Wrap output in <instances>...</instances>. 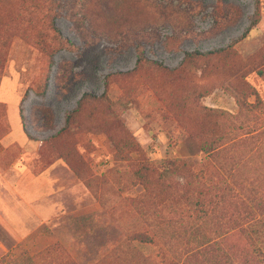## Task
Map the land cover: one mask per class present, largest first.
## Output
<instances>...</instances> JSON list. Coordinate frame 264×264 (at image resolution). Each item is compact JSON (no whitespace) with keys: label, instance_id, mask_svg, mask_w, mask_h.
Returning <instances> with one entry per match:
<instances>
[{"label":"rangeland","instance_id":"374dc122","mask_svg":"<svg viewBox=\"0 0 264 264\" xmlns=\"http://www.w3.org/2000/svg\"><path fill=\"white\" fill-rule=\"evenodd\" d=\"M96 3L55 0L54 25L69 42L60 49L45 14L29 22L17 0L0 3L2 21L16 25L0 36V218L11 227L0 224V264H264L232 203L208 197L206 214L194 213L162 202L170 195L157 184L149 199L133 177L144 158L155 176L180 159L220 196L229 185L247 202L254 180L264 193V0H98L100 14ZM85 92L110 103H87L83 127L59 136ZM211 128L229 147L217 158L200 147ZM110 136L133 137L143 154Z\"/></svg>","mask_w":264,"mask_h":264},{"label":"trees","instance_id":"16d2710c","mask_svg":"<svg viewBox=\"0 0 264 264\" xmlns=\"http://www.w3.org/2000/svg\"><path fill=\"white\" fill-rule=\"evenodd\" d=\"M3 1L5 2V0H0V3ZM17 1L20 3L21 9L25 12L26 16L28 17L27 21L34 22L35 17L40 14H45L48 17L49 25L52 31L54 32L53 39L55 40V45L58 46V49L63 48L65 45L69 44L67 39L61 35L60 31L54 25L55 14H53V7L55 5V0ZM84 5L86 6V4L83 2L81 6L84 7ZM96 7L97 13L100 14L102 10L99 8L98 0L96 3ZM234 10L235 13H237V10L235 8ZM83 11H85L89 18L93 17V10L91 6H86ZM94 12L96 13V10H94ZM122 17L127 22L138 17V14H135V12L133 11L130 14L123 15ZM14 21L15 20L13 17H11L8 21L5 22H3L0 18V36L5 30L8 31L11 28L16 29V25H13ZM111 21H113L114 26L122 24L121 19H111ZM116 31H118V29ZM131 31H133V29L128 28V32ZM94 32L96 33V31ZM38 37H40L39 43L41 44L43 51L45 53L47 52L49 55V59L52 60V45L46 44V41L43 39L42 35ZM195 55H198V53H188L186 57L187 61H189L190 57L192 58ZM137 57V65H141L144 61L142 52H139ZM157 65L162 67L161 64ZM49 67L51 68L50 65ZM113 75L118 76L119 74L115 73ZM48 81L49 75L47 73L45 74V76L42 77L41 82L37 85L35 89L37 95L44 96L47 93ZM256 98L260 105L261 100L259 99V96H256ZM96 100H105V102L110 103L109 97L106 93L102 97H98L92 92H85L81 100L79 101L77 107L67 114L65 127L60 130V132H58L57 134L60 136L61 134H64L66 132L69 133L74 131L75 129L83 127L82 111L84 110L87 103ZM118 104L122 105L123 107H126L125 103L119 102ZM239 105L242 110H250V106L246 103H240ZM0 108H2L1 104ZM41 112L43 124L49 125L51 122L49 113L44 109V107L41 109ZM21 117L23 118V116ZM206 134L210 138L203 139L202 146H200L201 149L205 151V153L215 155V158H217L221 154V152L229 148L228 146H223L225 142L220 143L219 139L216 138V136L221 134H219L215 128L209 129ZM109 139L114 143L118 150H120V147H124L128 148L130 151H136L140 156L141 154H143L140 144L131 136L127 139H123L121 143L116 142V138L112 136H110ZM74 169L77 171L78 175H82L79 169ZM203 171V169H196L195 166L190 163L188 166V164L184 160L174 159L166 162L161 172L155 176L153 173V166L151 164V161L144 158L141 160L139 168L134 171L133 177L136 181L143 185L145 189V194L149 199L152 198V196H155L153 192L157 184L163 189L168 190L170 195L167 201L162 202H169L173 205H176L175 203L178 204L179 202H187L189 203V211H192L194 213L200 211L205 213L204 209L208 205L206 204L208 197L209 203L212 201V199L215 202L219 201L225 204L226 202L232 203L234 205L233 211L235 212H233V214H236V217L233 218V223L236 225V227L238 226V231H240L242 235L249 238V240H254V242L258 243L256 244L257 253L264 257V193L262 189H260V186H263V182L260 180H254V182H251L253 183V185L250 188L246 186L248 191H250V195H246L247 199L252 203L251 205H249L248 201L239 202V200H233L231 198L233 195V188L229 185H226L223 188V196L219 195L218 189L217 194L214 193V188L217 187V185H207L204 181L205 174ZM154 177H156V179H154ZM235 178V172H232L231 180L234 182ZM83 180L87 184V180L85 178H83ZM241 191H243L242 188ZM187 192L189 194H187ZM173 193H175L176 195H173ZM233 197H235V195ZM175 211L177 210L175 209ZM133 240L137 241L138 243L144 244L152 243V240H148L145 236H143V234L137 232L136 234L134 233ZM131 263L139 264L138 261L136 262L134 260H131Z\"/></svg>","mask_w":264,"mask_h":264},{"label":"crops","instance_id":"0c3cea01","mask_svg":"<svg viewBox=\"0 0 264 264\" xmlns=\"http://www.w3.org/2000/svg\"><path fill=\"white\" fill-rule=\"evenodd\" d=\"M42 177V176H41ZM8 182V180H6V178H4L2 181H0V186H5V183H7ZM9 186H10V182H9ZM32 186V185H31ZM45 189V187H41L39 190H37L36 192H33L34 194H33V196H32V198L34 199V197H36V198H41V196H42V194H43V190ZM25 201V200H24ZM3 216V215H2ZM5 223L7 226H9L10 227V221H8L7 220V218L5 219L4 217L3 218H0V224H2V223ZM11 228V227H10ZM0 233H1V230H0Z\"/></svg>","mask_w":264,"mask_h":264}]
</instances>
